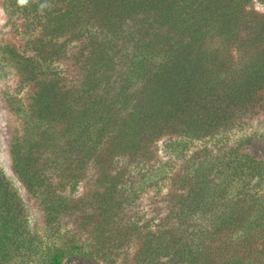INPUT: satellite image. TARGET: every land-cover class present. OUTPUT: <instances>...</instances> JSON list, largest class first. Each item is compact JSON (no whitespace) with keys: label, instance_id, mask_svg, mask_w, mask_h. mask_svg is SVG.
<instances>
[{"label":"trees","instance_id":"1","mask_svg":"<svg viewBox=\"0 0 264 264\" xmlns=\"http://www.w3.org/2000/svg\"><path fill=\"white\" fill-rule=\"evenodd\" d=\"M254 1L264 5V0L31 1L35 23L45 19L41 27L46 36L33 41L41 62L31 58L30 76L42 66L52 67L60 50H70V41H83L80 53L85 57L78 85L62 82L61 72L52 82L38 84V117L49 126L43 149L53 153L65 144L67 150L51 162L61 160L59 164L75 169L93 162L105 173L132 157L148 164L150 148L165 135L171 137L166 149L181 159L191 142H203L235 113L253 111L264 91V14L247 9ZM42 3L49 7L41 9ZM58 35L66 39L57 48ZM22 58L28 67L30 60ZM59 124L64 125L60 134ZM217 135L213 143L226 142L223 134ZM51 143H57V149L50 150ZM238 148L218 156V162L200 161L189 170L183 177L184 187L190 184L188 192L173 197L178 207L176 231L168 238H150L152 245L138 254V264H160L163 259L166 264H252L251 251L264 254L259 190L264 164L261 157L240 154ZM150 172L143 174L146 180L166 178L168 173ZM105 176L114 192L118 182L130 179L124 171ZM6 201L0 208H10ZM54 203L49 202V213H60L69 205L65 199ZM121 203L109 204L105 212ZM18 218L17 213H0L3 258L9 242L20 234ZM181 220L192 225L187 237L179 230ZM232 237L244 254L229 249L235 243ZM256 244L261 248L252 247ZM72 250L77 255L65 248L47 253V264H97L78 246ZM68 256L72 257L64 261Z\"/></svg>","mask_w":264,"mask_h":264},{"label":"rangeland","instance_id":"2","mask_svg":"<svg viewBox=\"0 0 264 264\" xmlns=\"http://www.w3.org/2000/svg\"><path fill=\"white\" fill-rule=\"evenodd\" d=\"M31 1L20 6L17 0H0V202L7 200L11 205L9 209L2 206L0 213H17L20 227V234L9 242L6 258L0 253V264H47V253L65 248L70 251L69 255H77V250H72L77 246L97 264H138V254L146 245L147 248L152 245H149L150 238L160 235L168 238L171 231H176L178 207L173 197L188 192L190 184L184 187L186 178L183 177L200 161L218 162V156L239 147L240 154L257 155L264 164V91L257 97L253 111L237 112L223 128L205 136L203 142L194 140L187 148V156L181 155V159L170 155L165 145L171 137L165 135L150 148L148 164H139L136 160L139 158L132 157L131 162L116 163L105 173V169L93 162L78 164L76 169L59 164L61 160L52 163V159L67 155V150L65 142L64 147L59 145L53 153L43 149L49 142V126L38 117V84L52 82L61 72L62 82L78 85L84 71L85 57L80 53L83 41H70V50H60L52 67L42 66L35 77L30 76L31 58L41 62L33 41L46 36L41 27L45 19L35 23L36 12L30 7ZM247 9L264 14V5L258 1ZM65 39L64 35H58L56 47ZM22 57L30 60L26 68L20 60ZM56 128L59 134L63 133V124ZM217 134H223L226 142L213 143L215 137L220 138ZM50 146V150L57 149V143ZM168 162L171 165L165 167ZM150 169L152 172L148 174L161 169L168 173L166 178L146 180L143 174ZM123 171L130 179L118 182L114 192L105 175ZM259 190L264 203V180ZM64 199L69 205L60 213L48 212L49 202L61 203ZM116 201H122L121 205L106 213L109 204L113 207ZM54 214L57 219L53 218ZM181 221L179 230L187 237L186 231L192 225L190 221ZM17 225L18 222L13 229ZM230 241L235 243L229 249L244 254L245 250L239 249L234 237ZM259 245L252 247L260 249ZM253 252L249 256L252 264H264V254ZM71 257H65L64 261ZM165 261L160 260V264H166ZM139 263L146 264V261ZM147 264L151 263L147 261Z\"/></svg>","mask_w":264,"mask_h":264},{"label":"clouds","instance_id":"3","mask_svg":"<svg viewBox=\"0 0 264 264\" xmlns=\"http://www.w3.org/2000/svg\"><path fill=\"white\" fill-rule=\"evenodd\" d=\"M17 3H18V5H20V6H25V5H28L29 0H17ZM47 7H49V5H48L47 3H42V4L40 5V8H41V9H44V8H47Z\"/></svg>","mask_w":264,"mask_h":264}]
</instances>
